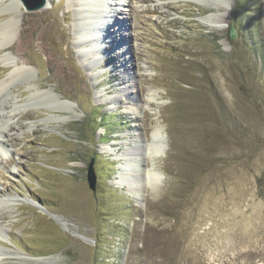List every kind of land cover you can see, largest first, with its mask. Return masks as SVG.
I'll return each instance as SVG.
<instances>
[{"label":"rangeland","instance_id":"374dc122","mask_svg":"<svg viewBox=\"0 0 264 264\" xmlns=\"http://www.w3.org/2000/svg\"><path fill=\"white\" fill-rule=\"evenodd\" d=\"M9 1L0 264H264V0H125L82 11L84 34L68 0ZM124 155L140 198L117 175Z\"/></svg>","mask_w":264,"mask_h":264},{"label":"bare ground","instance_id":"6f19581e","mask_svg":"<svg viewBox=\"0 0 264 264\" xmlns=\"http://www.w3.org/2000/svg\"><path fill=\"white\" fill-rule=\"evenodd\" d=\"M3 1H5V0H0V2H3ZM48 1V3H50L51 4V2L49 1V0H47ZM69 2L68 3H70V5H74L73 6V8L75 9V10H77L79 13H81L82 14V16H83V12L82 11H87L88 13L89 12H91V11H95V12H98V14L99 15H103V11H105V8H107L106 6H108V5H110V7H115V9H116V7H118V5H126V1L125 0H112V2H110V0H68ZM132 1V0H131ZM100 2H102V3H100ZM23 2H22V0H10L9 1V3H8V5L7 4H5V6L6 7H8V6H11V5H13L14 7H16V6H20L21 4H22ZM105 7V8H104ZM8 8H10V7H8ZM10 10V9H9ZM8 10L7 9H5V7H4V4H3V6H2V10H1V12L2 13H4V12H7ZM107 11V10H106ZM87 13V14H88ZM105 13V12H104ZM105 15V14H104ZM91 16V15H90ZM93 16V15H92ZM85 18H88V16L86 15V16H83L82 17V20H80L79 21V24H81V26L83 27V31L81 30V32H82V34H84V33H87L90 29L92 30V29H96L95 28V25L93 24V22L90 20V22H89V25H91V26H89L88 24H87V26H89V27H87V26H85V23L86 22H88L87 21V19H85ZM126 18V17H125ZM125 18H123V19H125ZM89 19V18H88ZM18 21H17V17L15 16V15H13V16H11L10 18H8V19H6V20H4V21H2V22H0V49H9V48H11L12 46H16V49H19V47H20V44L19 43H16L15 42V44H14V42L12 43L11 41H13L14 40V36L16 35V26H17V23ZM93 24V25H92ZM85 26V27H84ZM223 26V25H222ZM220 28L219 26H216V28ZM28 28H29V30L30 29H32L33 30V27H31V25H29L28 26ZM88 28V29H87ZM24 29V28H23ZM22 29V30H23ZM22 30L20 29V31H19V37L20 36H23L22 35ZM25 31V30H24ZM21 38V37H20ZM23 38V37H22ZM21 43V42H20ZM13 44V45H12ZM22 45V44H21ZM5 60H7L6 62H7V64H9V65H19V62H21V60L22 59H20V57L19 58H17V57H15V56H7L6 58H5ZM24 61V60H23ZM16 69H14L13 71H12V75H10V77H11V79H14L15 77L17 78L18 76H21V74H23L24 75V73L25 74H27V69H25V65L23 64L22 66H21V68H20V66L19 67H15ZM3 84H0V89L3 87L2 86ZM46 95V94H48V91L47 90H44L43 91V94H36V95H38V100H39V102L41 101L42 103L43 102H46L45 101V99L48 97L47 95H46V98H42V96L43 95ZM44 95V96H45ZM34 96H35V94H34ZM34 96H33V98H34ZM54 97H56L55 98V102H60L59 100H58V97H57V95L56 96H53V98ZM52 98V99H53ZM48 100H49V97L47 98ZM5 101V100H4ZM54 102V101H53ZM63 103V102H62ZM11 109V108H10ZM12 112H14V107L12 108ZM12 114H14L13 116H11V117H9V119H11V118H13L14 116H15V113H12ZM12 114H8V115H6V117H8V116H10V115H12ZM5 116V115H4ZM7 123V122H6ZM10 126V125H9ZM14 126V125H13ZM6 128V126H2V127H0V136L1 137H3V136H5L4 135V130H6L5 129ZM159 133H160V129L159 128H156L155 129V131L153 132V135H154V139H153V142L150 144V146H148V153H147V151H146V154H148V157L149 158H158V157H160L161 156V152H162V147H160V145L158 144V142L159 141H157L156 142V140L158 139V135H159ZM134 139H137V140H139L140 141V138H139V136H136V138H134ZM160 140V139H159ZM5 146V145H4ZM146 148V147H145ZM143 149V148H142ZM142 149L141 148H136V150H134V152H133V154L135 155V153H137V157H139L140 156V152L142 151ZM147 149V148H146ZM145 150V149H144ZM124 157H125V159H126V157L128 158V160H126L125 162L123 161L122 163H119L118 165V168H119V170L117 171V175H118V177L121 179V185H127V181H128V184L129 185H127L128 186V189H129V192L130 193H132V195H133V197H135V198H140V196H141V193H140V189L134 184V183H131V181H129V178H132L131 177V172H130V169H132L131 168V165H134L135 163L134 162H129V160H130V158L128 157V156H126V155H124ZM139 159V162H141V159L140 158H138ZM137 160V159H136ZM152 161V160H151ZM127 162H129V163H127ZM132 163H134V164H132ZM127 168H129V169H127ZM142 168V167H141ZM140 171H142V169H140V170H138V175L137 174H135L136 175V177H137V179H142L143 178V174L144 173H141ZM155 171V170H154ZM152 169L151 170H149V172L148 173H146V179H145V181H146V183H147V185L149 186V187H155L156 185H158L159 184V177H158V174L156 173V171L154 172ZM144 178H145V176H144ZM131 180H133V179H131ZM134 182H135V180H133ZM130 182V183H129ZM134 184V185H133ZM134 198V199H135ZM6 200H4V201H1L2 203L3 202H5ZM0 202V204H2ZM6 202H8V201H6ZM6 204V203H5ZM1 254V253H0Z\"/></svg>","mask_w":264,"mask_h":264},{"label":"water","instance_id":"95a60500","mask_svg":"<svg viewBox=\"0 0 264 264\" xmlns=\"http://www.w3.org/2000/svg\"><path fill=\"white\" fill-rule=\"evenodd\" d=\"M22 2L28 10L43 9L48 5L47 0H22ZM230 34H231V38H235L237 36V31L233 26L231 27ZM95 158H96V155L93 154L89 162V165H88L87 180H88L90 188H92L96 192L97 174H96V169H95V162H96Z\"/></svg>","mask_w":264,"mask_h":264},{"label":"trees","instance_id":"16d2710c","mask_svg":"<svg viewBox=\"0 0 264 264\" xmlns=\"http://www.w3.org/2000/svg\"><path fill=\"white\" fill-rule=\"evenodd\" d=\"M112 132H113V130L111 132H109V133H112Z\"/></svg>","mask_w":264,"mask_h":264}]
</instances>
